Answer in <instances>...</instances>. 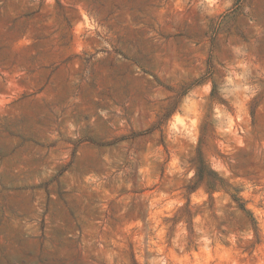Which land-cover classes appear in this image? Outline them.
I'll use <instances>...</instances> for the list:
<instances>
[{
  "label": "rangeland",
  "instance_id": "374dc122",
  "mask_svg": "<svg viewBox=\"0 0 264 264\" xmlns=\"http://www.w3.org/2000/svg\"><path fill=\"white\" fill-rule=\"evenodd\" d=\"M0 264H264V0H0Z\"/></svg>",
  "mask_w": 264,
  "mask_h": 264
},
{
  "label": "trees",
  "instance_id": "16d2710c",
  "mask_svg": "<svg viewBox=\"0 0 264 264\" xmlns=\"http://www.w3.org/2000/svg\"><path fill=\"white\" fill-rule=\"evenodd\" d=\"M193 166L195 174L191 185H187L188 191L204 185L210 192H213L224 186L223 179L207 165L200 152H198V159L193 163ZM233 199L237 202L240 209L245 210L243 203L240 202V198L233 196Z\"/></svg>",
  "mask_w": 264,
  "mask_h": 264
}]
</instances>
